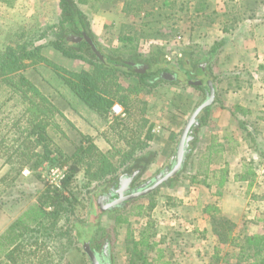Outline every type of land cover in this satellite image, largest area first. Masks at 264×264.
<instances>
[{"label":"rangeland","instance_id":"obj_1","mask_svg":"<svg viewBox=\"0 0 264 264\" xmlns=\"http://www.w3.org/2000/svg\"><path fill=\"white\" fill-rule=\"evenodd\" d=\"M59 2L31 0L8 11L23 23L2 36H6L2 46L43 40L41 52L51 62L76 72L92 69L85 60L66 57L48 44L52 33L46 28L53 25L49 21L57 10L60 14ZM125 2H131V8L123 19L116 18L102 35L93 32L100 49L114 56L121 51L145 55L162 50L169 56L163 72L178 74V82L158 81L150 87L135 76L116 74L106 82L112 86L111 96L123 97L126 105L116 100L110 113L101 115L44 62L0 77V264H76V253L91 264L85 244L103 249L106 242L110 264H127L132 239L144 237L152 245L145 251L151 264H249L240 259V252L247 251L246 238L264 234V46L250 47L249 39L257 40L249 37L248 22L237 28L236 40L226 42V36L234 34L228 28L220 39L225 26L232 28L256 16L262 42L264 0H95L92 4L112 10ZM183 54L193 62L202 61L207 72H193L190 77V65L179 66ZM200 80L213 83L216 101L206 112L205 125L194 130L184 169L127 202L118 213L98 218V196L119 174L120 178L126 174L121 167L107 183L97 181L100 155L120 166L127 153L155 151V159L135 183L154 178L170 165L189 118L207 99L209 89L204 91L194 82ZM236 104L250 113L233 111ZM81 146L91 151L75 155ZM70 166H76L77 172L63 189L61 180ZM49 188L64 191L73 203L72 214L63 212L57 221L31 224L15 244H5L7 228L43 200ZM119 213L128 222L117 225ZM67 216L82 220L85 228L93 227L87 232L76 222L70 235H64L70 224ZM213 216L235 223L227 243L215 235ZM77 230L82 239H76Z\"/></svg>","mask_w":264,"mask_h":264},{"label":"trees","instance_id":"obj_2","mask_svg":"<svg viewBox=\"0 0 264 264\" xmlns=\"http://www.w3.org/2000/svg\"><path fill=\"white\" fill-rule=\"evenodd\" d=\"M60 6V16L57 23L47 26L46 31L51 32L48 34L47 40L48 44L52 45L55 49L60 51L64 56L85 60L93 66L92 69H83L79 72L67 70L61 67L49 59L43 56L42 41L40 43L32 40H27L24 42H18L13 45H8V47L0 53V77L9 78L17 72L23 71L26 68L44 62L51 65L55 72L61 77L65 84L69 86L71 91L80 98L88 107L93 109L95 112L106 115L110 113L112 107L114 106L116 100L122 104L126 105L125 99L123 97H113L111 96L112 86L109 82H106L109 77L116 74L131 75L138 78V80L145 84L146 86L154 87L158 84V81L170 82L176 84L177 80H167L161 77V73L164 70V63H169V56L164 55L162 50H156L154 54H138L137 52H132L125 55L122 51L116 56L111 53L104 52L100 49L98 43L94 39L93 32L90 27V23L87 15L80 8V4H86L89 0H59ZM169 0H164L168 2ZM170 3H175L170 2ZM125 12L128 13L131 8V2L124 3ZM140 10V9H138ZM141 11V10H140ZM45 31V29L43 30ZM84 34H87L90 38L95 41L99 51L103 55L104 59H101L96 52L92 49L91 45L85 39ZM82 37L81 41H76L74 38ZM46 39V35L44 36ZM123 39L131 40V38L122 37ZM39 41V40H37ZM191 58L185 57L183 54L179 61V66L183 67L185 65H190L187 69L188 75L191 77L193 72L195 73H206L207 69L203 68V62L198 60L193 62ZM205 63V62H204ZM138 64H143L147 66V70L140 72L135 70V66ZM156 68L154 71L153 69ZM154 71V72H153ZM201 84L196 86L200 89L207 91L209 89L208 83L204 80ZM36 90V89H35ZM216 101V99H214ZM213 101V102H214ZM212 105V104H211ZM211 105L205 107L197 117L199 127L205 125L204 117L206 112L209 111ZM233 111H238L243 115L250 113L247 109L236 104L233 106ZM176 122V121H175ZM152 137V136H151ZM149 147V146H148ZM144 148V147H143ZM87 150L91 151V148H85L84 146L79 147L78 152L75 155L81 153L84 155L88 153ZM146 152V151H145ZM144 152V153H145ZM74 154L72 156H75ZM99 155V154H98ZM148 155L151 157L149 159ZM157 153L155 151H149L145 154L135 155L134 153H127L120 164V166H114L111 162L107 161L103 153L98 158L100 163L95 176L97 181H104L107 183L109 180V175H116L121 167L124 168L125 175L136 172L135 178L139 177L149 166V164L155 159ZM190 156V154H189ZM91 157V156H90ZM89 157V158H90ZM127 163L126 162H129ZM186 165V163H185ZM77 172L76 166H70L64 174V178L61 180L63 189L68 187L72 180V176ZM180 172L178 173V175ZM121 176V174H119ZM123 175V174H122ZM118 176L116 179L112 180L114 183L118 182L120 179ZM100 211L97 212L98 218L105 213H113L120 211L122 207H117L113 209H103L100 203H98ZM72 202L68 200V197L64 195V191H59V189H47L44 194L43 200L27 210L23 215H21L15 222H13L3 234L5 238V244H15L23 234L30 230L29 225L40 226L44 219H54L58 220L61 217V213H71ZM73 218V216H72ZM71 216L66 218L68 227L63 229L64 235H70V232L76 228L77 225L84 227L85 231H90L93 225L85 228V224L82 220L76 218L72 219ZM75 221V222H74ZM115 222L117 225L128 222V219L122 214H117L115 216ZM213 231L215 235L219 238L221 243H227L229 238L233 233V228L235 223L223 216H213ZM76 239H82L81 230H77ZM79 236V237H78ZM236 235L232 240H235ZM104 239L107 241L109 236H105ZM78 240L73 242V245H77ZM93 248V243H90ZM2 245V243H1ZM98 248L101 246L96 245ZM151 244L149 243L148 237H144L140 240L132 239V246L130 251V259L127 264H151L147 262L146 250L151 249ZM246 252H240V259L248 261L249 264H264V234H256L248 236L246 238ZM76 264H85V259L82 254L76 253ZM166 264V263H164Z\"/></svg>","mask_w":264,"mask_h":264},{"label":"water","instance_id":"obj_3","mask_svg":"<svg viewBox=\"0 0 264 264\" xmlns=\"http://www.w3.org/2000/svg\"><path fill=\"white\" fill-rule=\"evenodd\" d=\"M85 39L87 42L90 43L92 49L96 52V54L101 58H103V55L99 51L97 44L95 41H93L92 38H90L87 34H84ZM76 41H81L82 37H76L74 38ZM136 71H146L147 66L144 65H136L135 66ZM161 77L170 79V80H178V74L175 73H167V72H162ZM192 82V81H191ZM198 84H201L202 81H194ZM192 82V83H194ZM209 86V93L207 95V99L205 102H203L200 106H198L195 111L193 112L192 116L189 118L185 128L182 131V135L180 137V140L176 146V150L174 153V156L172 157L170 161V165L167 166L162 172H160L158 175H156L154 178L151 180L145 182L144 184L140 185L137 188H131L130 183L133 181L135 174L133 175H125L123 179H120V184L117 186L118 182H115L113 184H110L107 187V190L104 191L100 196H98L97 200L98 203L101 204L103 209H113L117 206H124L127 202L136 199L140 196H144L151 191L155 190L157 187L162 185L163 183H167L171 178H173L175 175H177L179 172H181L184 169L186 160L188 158V155L191 152V141L194 140L196 137L194 133V128L199 126V122L197 120L198 115L200 112L207 106L211 105L214 101L215 97V88L213 86V83L211 81H207ZM117 186V187H116ZM110 193H109V192ZM126 192H129L126 195ZM114 195L116 196V199H111V196ZM109 242H106L105 247H108ZM85 252L88 254L91 264H100L98 258H97V253L92 249L91 244L87 243L84 246ZM104 250V249H103ZM107 253L109 255L108 249ZM106 253V255H107Z\"/></svg>","mask_w":264,"mask_h":264},{"label":"crops","instance_id":"obj_4","mask_svg":"<svg viewBox=\"0 0 264 264\" xmlns=\"http://www.w3.org/2000/svg\"><path fill=\"white\" fill-rule=\"evenodd\" d=\"M29 2L31 0H0V53L4 51V49H6L8 46H2V43H4V40L6 38L2 37L7 31L11 30L14 27L19 26V24L23 23L21 22V20H17V18L12 17L11 13L8 12L10 10H12V8L16 7V5H18L19 3H25V2ZM93 2H95V0H89L88 3L86 4H80V8L84 11V13L87 15L89 23H90V27L92 32H97L100 35H102L103 30L107 27H113L115 25L116 22V18L120 17L121 19L124 18L125 15V9H124V5L122 3L119 4V7L117 6L116 8L109 10V9H104V8H98L95 7L93 8ZM17 3V4H16ZM83 6V7H82ZM1 10H4L6 13H9V15H7V17H5ZM59 10L56 11V14L51 16L52 21H49V24H55L58 22L59 20ZM257 21V22H256ZM259 19L254 16V17H248L247 19H244L243 22H238L237 25H234L232 28H229V26H225L220 32V39L224 37V35L228 34V29L232 32H234V34H232L230 37L226 36V42H230V41H234L237 39V34H236V30L238 29H242L244 28L247 24H245L244 26V22H248V29L250 30V34L249 37H251V39L256 38L257 42H253L252 40L249 39V45L250 47H255V46H259V47H263L264 46V39L263 41L259 42V35L258 34V28L261 25H258ZM243 24V25H242ZM228 28V29H227ZM238 28V29H237ZM243 32H245V29L243 30ZM15 33V32H12ZM9 34V32H7V35ZM224 34V35H223ZM218 39V37L216 38ZM252 43V44H251ZM46 52L51 53V50L48 49Z\"/></svg>","mask_w":264,"mask_h":264},{"label":"flooded vegetation","instance_id":"obj_5","mask_svg":"<svg viewBox=\"0 0 264 264\" xmlns=\"http://www.w3.org/2000/svg\"><path fill=\"white\" fill-rule=\"evenodd\" d=\"M127 175H133V174H127ZM120 179H123V177H121ZM120 179L118 180V183H115V184H117V186L120 184V182H122V181H120ZM136 178L134 177V179H133V181H131V183L129 184L130 185V187L131 188H137V187H139L140 185H142L141 183L140 184H137V183H135L136 182V180H135ZM116 186V187H117ZM109 192V191H108ZM110 193V192H109ZM129 192H126V195L128 194ZM111 199L113 200V199H116V196H114V195H112L111 196ZM117 207H121V206H117ZM117 207H115V208H117ZM106 245V244H105ZM97 254V258H98V260H99V262H100V264H110V257H109V255H108V253H107V247H103V249H100V248H96L95 247V249L94 248H92ZM106 253H107V255H106Z\"/></svg>","mask_w":264,"mask_h":264},{"label":"built area","instance_id":"obj_6","mask_svg":"<svg viewBox=\"0 0 264 264\" xmlns=\"http://www.w3.org/2000/svg\"><path fill=\"white\" fill-rule=\"evenodd\" d=\"M115 109H119V108H118V106H116V108H115Z\"/></svg>","mask_w":264,"mask_h":264}]
</instances>
